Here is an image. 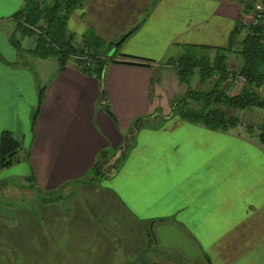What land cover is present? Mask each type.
I'll use <instances>...</instances> for the list:
<instances>
[{"label": "crops", "instance_id": "crops-1", "mask_svg": "<svg viewBox=\"0 0 264 264\" xmlns=\"http://www.w3.org/2000/svg\"><path fill=\"white\" fill-rule=\"evenodd\" d=\"M256 1L86 0L68 32L77 42L91 31L111 44L102 87L71 60L61 68L57 56H38L35 37L15 33L25 0H0V146L8 130L27 159L0 175L22 165L32 189L70 199L68 210L46 203L9 213L8 222L0 211V241L25 264H140L142 256L149 264H264L259 131L213 130L181 117L173 103L195 84L168 63L190 45L214 57L243 22L239 50ZM229 58L231 67L241 60ZM50 66L53 75L43 76ZM238 85L226 88L235 93ZM125 140L130 147L114 170L94 176L95 164L109 162Z\"/></svg>", "mask_w": 264, "mask_h": 264}, {"label": "trees", "instance_id": "trees-1", "mask_svg": "<svg viewBox=\"0 0 264 264\" xmlns=\"http://www.w3.org/2000/svg\"><path fill=\"white\" fill-rule=\"evenodd\" d=\"M85 2L86 0H25L23 8L14 15L17 21L15 33L34 36L36 39L34 52L40 57L57 56L61 68L66 67L73 56L82 55L88 50L92 63L83 68L82 72L96 76L103 87L104 69L111 60L109 54L112 50L111 44L107 46L91 31L77 42L75 36L68 32L70 15ZM245 27L243 22L237 23L231 33L229 46L225 49H217L214 57L203 54L198 47L190 45L184 46L183 52L177 59L168 62L175 67L181 82L187 85H190L194 77L199 79L200 84H204L211 81L214 75L217 76L209 90L189 87L184 97L174 101V111L181 117L213 130L228 131L242 125V119L236 114L237 111H248L255 107L264 109V89L262 90L264 88V21L260 24H250L248 34L240 41V49L235 50L237 39ZM15 36V34L11 36L13 44H16ZM232 53L241 58L233 72L229 70V56ZM131 59L128 63H143V60ZM238 75L244 76L248 84L235 93H230L223 85H227L229 80H233ZM252 123L255 122L251 121L245 126L247 131L251 132L256 127L259 131L258 137L264 144V124L254 126ZM129 147L130 140H125L122 155ZM20 150L21 144L10 131L5 130L1 138L0 169L9 168L17 163ZM103 167L104 164H95L92 174L99 178L105 177ZM88 176L90 175L84 179L88 180ZM49 195L48 199L51 202L59 197L56 192ZM49 200L46 202H50ZM147 233L149 241L152 242L150 231ZM13 253L17 255L16 251Z\"/></svg>", "mask_w": 264, "mask_h": 264}, {"label": "rangeland", "instance_id": "rangeland-1", "mask_svg": "<svg viewBox=\"0 0 264 264\" xmlns=\"http://www.w3.org/2000/svg\"><path fill=\"white\" fill-rule=\"evenodd\" d=\"M24 44H26V42H24ZM25 56L27 60L30 58L28 55H25ZM71 62L73 63V61ZM33 67L35 69H38L37 71H39L38 66L33 64ZM54 71H55V68H53V66H50L49 68H46L43 72L44 74H47V75H43V76L51 77ZM37 74L39 75V73ZM198 80L199 79L197 77H194L191 82H192V85L195 84V87H198L199 89L209 90L213 86L214 81H207L205 84H199ZM226 86L227 85H223V87H226ZM230 87H228L227 90H229ZM239 87L242 88V86H239ZM253 110H258L259 114L261 113V115L259 117H254L253 113L251 112L248 113L247 111H237V115H239V117L242 119V126H244L243 125L244 122H246V124H250L251 121H254L255 123L257 122L258 124L262 122L264 123V109L255 107L253 108ZM254 126H257V125H254ZM112 151H109V155L112 153ZM22 161H27L26 151L24 150L20 152L19 161L17 162V164ZM21 166L22 165H16V167H13V169H11L10 172L4 175H0V211H2L3 213L8 212L5 215V217H7L6 222L11 220L9 213H13L14 211L19 212L20 210L25 211L31 208L36 209L35 207L39 205H46V203H60L59 206L61 208H63L64 210H68V208L66 207V204L70 201V199L69 200L66 199V203H65V200H62L60 197L55 198V195H53L55 199L53 198L54 200L51 202L48 199L50 197L49 194L51 193L44 195L42 192L31 188L30 181L27 180L24 176H21V175H24L23 173H25ZM15 175H18V176H15ZM63 195L65 196V191ZM46 199L49 200L50 202H46L47 201ZM37 218L42 225L43 217L38 213ZM15 231H16L17 238L19 240H22V238L24 237L23 235V237L21 238V235H20L22 232V227L20 226L19 228H17V226H15ZM13 248H14L13 246L10 247L9 243L7 242L3 243L2 241H0V264H10L11 262L25 264V261H26L25 257L18 249L17 250H18L19 257L16 254L12 255L14 251ZM133 262L136 263L135 261ZM140 264H149V263L146 261V258L142 256V259L140 260Z\"/></svg>", "mask_w": 264, "mask_h": 264}, {"label": "built area", "instance_id": "built-area-1", "mask_svg": "<svg viewBox=\"0 0 264 264\" xmlns=\"http://www.w3.org/2000/svg\"><path fill=\"white\" fill-rule=\"evenodd\" d=\"M263 21H264V0H257L255 5H254V12L252 14V24H260ZM78 60H82V61H78ZM71 61H73L80 70H82L83 68L91 65V63H92V59H91V56L88 53V50H85L84 54H82V55L73 56ZM235 69H236L235 67L229 66V70L230 71L233 72V70H235ZM213 79L216 80L217 76L214 75ZM232 81L235 84L242 85L243 87H245V85L248 84L247 79L244 76H242V75H238L233 80H229L230 83H232ZM263 89L264 88H262V90ZM252 124H254V123H252ZM243 125L246 126L247 125L246 122H244Z\"/></svg>", "mask_w": 264, "mask_h": 264}, {"label": "water", "instance_id": "water-1", "mask_svg": "<svg viewBox=\"0 0 264 264\" xmlns=\"http://www.w3.org/2000/svg\"><path fill=\"white\" fill-rule=\"evenodd\" d=\"M135 29V28H134ZM134 29H132V30H130L129 32H127L126 34H124L116 43H115V46L117 47V46H119L133 31H134ZM101 92H102V101L104 102V103H107V101H108V98H107V96L105 95V91H104V88H102V90H101ZM122 153H123V149L121 148L118 152H117V154L115 155V157L114 158H112L109 162H107V163H105L104 164V167H103V171H104V173H106V174H108V173H110L107 169L108 168H110V167H112L113 168V170H114V167H115V163L117 162V160L121 157V155H122Z\"/></svg>", "mask_w": 264, "mask_h": 264}]
</instances>
